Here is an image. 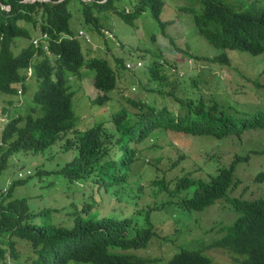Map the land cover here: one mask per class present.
<instances>
[{
    "label": "trees",
    "instance_id": "trees-1",
    "mask_svg": "<svg viewBox=\"0 0 264 264\" xmlns=\"http://www.w3.org/2000/svg\"><path fill=\"white\" fill-rule=\"evenodd\" d=\"M177 2H181L179 12L192 15L197 32L217 49L264 54L263 0ZM165 6L166 0H0V94L17 97L18 107H23L1 133L0 174L11 168L10 160L12 162L18 153L43 155L57 149V153L75 152L76 156L53 171H38L41 185L45 177L53 174L67 180L66 185L55 180L59 188L67 187L64 192H75L74 189L86 185L82 190L85 198L80 201L74 195L76 200L70 204L73 220L56 222L53 213L60 210L38 211L29 203L28 196L14 194L16 187L23 186L32 177V174L19 177L18 173L17 178L7 184L8 188L3 191L6 195L0 199V264H158L160 258L138 254L139 250L150 247L154 237L160 238L161 248L163 237L155 224L173 225L171 214L175 210L202 212L222 203L228 213L231 211L227 207L237 212L238 218L234 222L233 218L232 224L222 225L216 231L221 236L210 245L244 256L239 264H264V197L232 196L241 184L235 176L236 165L250 163L254 155L264 154L262 150L253 149L244 156L231 157L229 164L215 176L210 175L209 180L193 181L185 176L177 180L147 181V188H154L156 193H170L166 194V202L157 200L146 205L144 220L136 215L118 218L113 213L121 204L129 206L130 193L138 197L132 206L143 199L144 191L133 188L141 187L143 179L139 172L148 157L137 145L149 138L162 132L217 139L241 138L247 131L264 130V110L232 114V108L222 105L205 89L203 69L198 67L201 74L193 69L189 71L188 59H191L202 66L220 64L224 72V67L231 66L226 54L191 56L168 38L169 43L165 45L168 51L140 49L136 63L128 65L137 70L142 67L140 60L152 56V62L145 63L139 82L134 81L136 71L132 76L121 73L130 72L126 66L128 61L121 55L111 63L108 58L91 54L88 33L96 32L111 48L108 43L113 38L106 30L112 32L109 28L112 17L133 27L145 15L162 28L163 34L147 31L148 35L154 41L166 38L167 26L174 24L177 18L171 16L163 21ZM77 13L80 14L79 27L74 25ZM81 31L84 34L79 38ZM43 35H47V39H42ZM36 38L40 39L38 46L33 44ZM19 39L28 40L29 44L16 54ZM171 50L173 56H170ZM182 70L185 74H181ZM147 73L149 81L156 85L153 99L125 97V90L132 93L133 88L142 89V78ZM91 74L93 88L99 93L93 100L94 105L105 106L117 93L135 111L123 107L111 118L81 129L74 111L79 84L73 85L72 80L78 78L83 82L88 76L91 78ZM30 79L33 82L29 83ZM29 90L33 91L27 98ZM179 91L181 96H178ZM156 94L166 101L157 100ZM9 102L12 107L15 105L14 100L9 99ZM153 146L157 148L158 144ZM166 159L170 162L176 158L158 157L157 162L151 164L159 171L160 162ZM133 177L140 179L131 182ZM262 182L264 172L254 177L256 191L261 192ZM193 187L195 190L189 197ZM182 192H186V197L181 196ZM20 242H25L30 249L23 261L18 248ZM204 243L203 239V250L209 248L203 247ZM168 264H212V259L202 250L183 249Z\"/></svg>",
    "mask_w": 264,
    "mask_h": 264
},
{
    "label": "rangeland",
    "instance_id": "rangeland-1",
    "mask_svg": "<svg viewBox=\"0 0 264 264\" xmlns=\"http://www.w3.org/2000/svg\"><path fill=\"white\" fill-rule=\"evenodd\" d=\"M180 4L181 2H177V0H166V9L163 11L161 19L167 21L171 16L177 18L174 24L167 26V39L160 38L154 41V39L148 35L147 31L152 34H163L161 31L162 28H160L153 19L147 18L145 15L138 19L136 22L138 25L136 24L133 27L124 24L123 21L117 17H112V24L109 26L112 32L106 30V34L113 38L110 39L108 43L111 45V48L106 46L104 38L96 32L88 33L91 39V43H88L92 46L91 54L108 58L111 63L115 62L114 58L117 57V55H121L124 61H128L126 66L130 71L123 70L121 73L123 75L132 76L131 74L136 71V76L134 77V81L136 82H139L138 78L145 71L143 69L145 63H148V61L149 63L152 62L151 60H153V58L148 55L146 60H140L142 62V67L137 70L129 68L128 65L133 62L136 63L135 60L138 59L140 49L164 48L168 51L169 48L167 46L165 47V45L169 43L168 38L173 39L176 46H182L191 56L215 57L220 54H226L231 60V66L224 67V72L220 64L202 66L200 63H195L194 60L191 59H188V63L190 64L189 71L193 69L196 73L201 74V69H198V67L202 68L203 73H205V89L210 94L215 95L222 105L232 108V111L255 113L264 110V54L251 55L242 51H223L217 49L209 44L208 41L197 32L196 25L194 21L191 20L193 19L192 15L184 11L179 12L180 9L178 6ZM122 5H124V3ZM79 15L80 14L77 13L75 16V27L80 26ZM119 40H121V42ZM28 44V40L19 39L17 41L15 53H19L23 48L27 47ZM173 49L174 47H172V50ZM166 50L165 54L167 55ZM172 50L170 56L174 54ZM186 57L185 55V59ZM85 72L89 73V70H83V73ZM181 74H185V72L182 70ZM90 77L91 78L88 76L83 82L78 78L72 80L73 85L79 84L77 94L75 93L74 111H76L79 117L80 121L78 124L81 129L85 127L90 128L94 123H99L111 118L114 113L120 111L123 107L129 108L132 112L135 111V109L128 105L124 99H121V95L119 96L117 93L113 94L114 99L105 106L97 107L94 105L93 100L97 98L99 93L93 88L92 81H94V76L91 74ZM30 82H33V80L30 79L29 83ZM142 82V89L140 91L137 88H133L132 90L135 91H132V93L125 90L123 91L124 96L136 99L139 97L148 98L152 100L154 97L153 90L156 89V85L149 81L148 73L143 75ZM121 88L123 89L122 86ZM32 91H28L26 94L27 98L32 95ZM24 95L23 93L22 97H24ZM181 95L179 91L178 96ZM8 98L15 101L13 107L10 105ZM156 98L160 102L166 101V98H162L159 94H156ZM18 100L17 97H8L0 94V140L2 138L1 133L8 121L23 111V107H18ZM252 115L253 114L248 117ZM154 144H158L159 147L157 146V148H154ZM137 147L145 152V155L148 157L145 161L146 164L139 172V177L143 179L140 180L141 187L135 185L133 188V190L144 191L143 199L135 206H132L131 204L135 203V201L137 202L138 197L130 193V197L127 201L129 206L121 204L117 211H115L116 213L113 212L118 218L136 215L141 220H144L146 216L144 208L148 203H154L153 201L157 200H160L161 202L159 201V203H162L168 200L166 194L170 193V191H163L158 194L154 191V188H147L146 185L151 180L159 178L173 180L177 177L180 178L185 176H188L193 181L209 180L210 175L215 176L220 169L229 164V159L231 157L234 156L235 158L237 155L244 156L253 149L264 151V130L247 131L241 138L226 137L223 139L210 136L192 137L181 133L162 132L157 134L155 138H149L145 143L137 145ZM50 150L43 155L16 154L12 158V162L10 160L12 165L11 168L0 174V199L6 195H4L3 191L8 188H6L7 184H9L10 181L12 182L13 179H16L18 173L19 177L32 174V177L28 176L30 178L27 179L26 184L16 187L14 194L18 197L28 196V198L31 199L29 203L38 211L49 208L60 210L53 213V218L56 219V222H71L73 220V208L70 204L73 199L76 200L75 196L80 201L85 198V194H83L82 190L85 189L86 185L80 186L77 189L72 188L75 192L71 190V193L64 192V189L67 187L63 189L59 188V184H57L55 180L62 181L65 185L68 184L66 182L67 180L63 176L54 174L45 177L41 185L40 177L37 175L38 171H53L59 166L61 167L65 163L71 161L76 156L75 152L60 154L56 152L58 151L57 149L53 151ZM168 156H174L176 159L170 162H168L167 159L161 161L159 171H157L155 166H152L151 163H156L158 157L167 158ZM175 160L177 161L176 163ZM261 172H264V154L254 155L250 163H238L236 165L235 176L241 184L232 196H243V199H252L255 197L263 198L264 182H262L259 187L261 192L256 191L254 185V177ZM139 177H133L131 182H137V180L140 179ZM245 187L248 188L245 189ZM249 187L252 188L249 189ZM172 189L173 185L170 186V190ZM194 190L195 187L191 189L188 195L189 197ZM181 196L186 197V192H182ZM227 210L231 212L228 213L224 209L223 203L211 206L202 212H189L183 209H181V211L175 210V213L171 214V219L174 221L173 225L165 223L161 225L158 224L157 226L155 224V228L163 237L160 242L161 248L159 247L160 238L156 239V237H154L149 245L150 247L146 250H139L138 254L142 253V256L145 257H158L160 258V263L158 264H168L172 257L183 249L195 251L202 250L212 259V264H239L245 258L244 256L236 255L228 250L210 245L221 236V234L216 233V231H219L222 225H228L232 222L233 218V222L238 218V213L231 207H227ZM165 215L162 219H165ZM203 239L205 242L203 247L209 246V248L205 250L202 249ZM18 248L23 255L20 260L23 261L28 257L30 249L25 242L18 243Z\"/></svg>",
    "mask_w": 264,
    "mask_h": 264
},
{
    "label": "built area",
    "instance_id": "built-area-1",
    "mask_svg": "<svg viewBox=\"0 0 264 264\" xmlns=\"http://www.w3.org/2000/svg\"><path fill=\"white\" fill-rule=\"evenodd\" d=\"M82 34H84V32L81 31V32H80V35H82ZM43 38H47V35H44ZM34 44H35V45H38V44H39V40H35V41H34ZM140 65H141V64H139V66H140ZM129 67H130V65H129Z\"/></svg>",
    "mask_w": 264,
    "mask_h": 264
},
{
    "label": "clouds",
    "instance_id": "clouds-1",
    "mask_svg": "<svg viewBox=\"0 0 264 264\" xmlns=\"http://www.w3.org/2000/svg\"><path fill=\"white\" fill-rule=\"evenodd\" d=\"M32 1H33V0H32ZM43 36H44V35H43ZM43 36H42V39H47V38H43ZM81 37H82V36L79 35V38H81ZM35 40H39V43H40V39H39V38H36ZM35 40H34V41H35ZM34 41H33V44H34ZM34 45H35V44H34ZM38 45H39V44H38ZM38 45H35V46H38ZM231 112H232V113H235V111H232V110H231Z\"/></svg>",
    "mask_w": 264,
    "mask_h": 264
}]
</instances>
